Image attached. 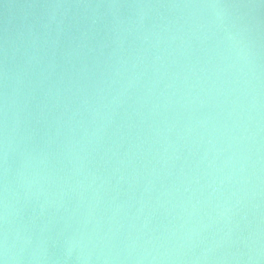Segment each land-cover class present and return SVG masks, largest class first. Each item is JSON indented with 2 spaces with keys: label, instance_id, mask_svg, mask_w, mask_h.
<instances>
[{
  "label": "water",
  "instance_id": "water-1",
  "mask_svg": "<svg viewBox=\"0 0 264 264\" xmlns=\"http://www.w3.org/2000/svg\"><path fill=\"white\" fill-rule=\"evenodd\" d=\"M2 264H264V0H0Z\"/></svg>",
  "mask_w": 264,
  "mask_h": 264
},
{
  "label": "snow or ice",
  "instance_id": "snow-or-ice-1",
  "mask_svg": "<svg viewBox=\"0 0 264 264\" xmlns=\"http://www.w3.org/2000/svg\"><path fill=\"white\" fill-rule=\"evenodd\" d=\"M0 264H2V262H0Z\"/></svg>",
  "mask_w": 264,
  "mask_h": 264
}]
</instances>
